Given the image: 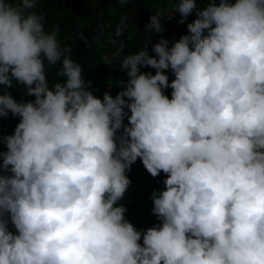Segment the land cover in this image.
<instances>
[{"label":"clouds","instance_id":"9594fccd","mask_svg":"<svg viewBox=\"0 0 264 264\" xmlns=\"http://www.w3.org/2000/svg\"><path fill=\"white\" fill-rule=\"evenodd\" d=\"M37 7L0 0V84L36 97L0 94L21 117L0 153V264H264V0H176L188 33L124 56L126 87L103 98ZM138 159L167 174L146 231L122 203Z\"/></svg>","mask_w":264,"mask_h":264},{"label":"trees","instance_id":"16d2710c","mask_svg":"<svg viewBox=\"0 0 264 264\" xmlns=\"http://www.w3.org/2000/svg\"><path fill=\"white\" fill-rule=\"evenodd\" d=\"M208 2L210 0H198L201 6ZM216 2L219 3L220 0ZM175 3L176 0H38L36 11L44 15L46 29L51 30L57 24L60 26L58 38L61 44L72 48L71 55L82 64L85 79L91 81L94 94L103 98L107 92L116 96L126 87L129 79L127 70H121L124 56L141 50L151 41L149 52L155 55L152 45L158 43L162 36L174 43L188 33L187 24L197 18V13L194 10L184 23H180L179 12L173 11ZM155 12L164 13L163 23L166 30L154 33L150 38L144 29ZM122 25L125 26L124 31L118 35L117 29ZM117 53L121 55L118 59ZM60 67L61 65L57 64L46 69L50 84L56 82V73ZM156 71L151 66H141V72L155 74ZM164 71L169 75L171 83L175 79L174 73L170 68ZM120 81L125 83L120 84ZM24 87L15 84L14 87L8 86L5 89V85L0 84V94L7 90L18 100H35V95L24 94ZM164 91L171 98L173 89L169 87ZM20 120L21 117L11 113L7 117H0V153L7 151L3 138L14 134ZM127 123L126 117L125 124ZM2 165L3 157L0 156V174L5 172ZM7 174L11 175L10 172ZM127 174L131 179V186L122 201L127 207L126 219L138 230L145 231L162 223L153 213V192L165 188L167 174L162 171L160 175L152 176L141 159L132 165ZM8 220L9 230L16 233L17 229L11 223L10 215ZM140 242L143 243V236Z\"/></svg>","mask_w":264,"mask_h":264}]
</instances>
